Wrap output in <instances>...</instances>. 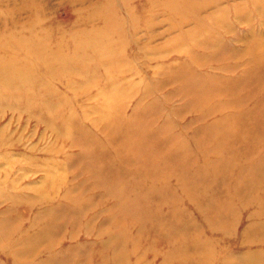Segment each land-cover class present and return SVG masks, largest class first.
I'll return each instance as SVG.
<instances>
[{
  "label": "rangeland",
  "instance_id": "rangeland-1",
  "mask_svg": "<svg viewBox=\"0 0 264 264\" xmlns=\"http://www.w3.org/2000/svg\"><path fill=\"white\" fill-rule=\"evenodd\" d=\"M111 1H114L113 7H112L113 11L117 9L118 14H119V15L117 14V17L120 18V20H117V22L115 21V24L122 23V19L127 20L125 21V23L128 22L123 28L124 29L123 30L124 33H122L123 37L125 35V31H128L127 29H129V32H131V34L128 33L126 35V38L128 39H125L124 44H121L118 47L120 54H121V57L119 58L121 62L118 59H115L117 60V65L114 66L116 61L112 62V58H109L108 59L109 63L104 62L105 63L104 64L102 61H100L101 57L97 55V62L96 60L92 62L93 67L92 65L88 67L87 68L88 71L85 66L84 68H81L80 66L78 67L75 66V68H70V67L62 68L60 65H56V67L55 65H53L55 69L52 66L53 67L52 71L48 75V77L55 80L54 82L53 81L51 82L52 84H54L53 87L55 86L58 91L56 92L57 97H60L61 93L65 94L67 97H69V99H71V104H73V106L72 105L71 106L77 110L80 109L81 111L84 108L88 110L90 108L89 110L91 112L88 113L89 114L88 118L87 119L83 118L81 120L84 124L90 127V129L95 134H98V137L99 136L102 137V135L99 134L98 130H96L97 124L101 123V122H98L100 121V118L97 117L98 113L99 115H101L100 113L101 109H99V107L102 104L101 103L102 98L100 97L101 96L100 88L112 94V92L109 89L103 87L104 85L102 86V84L106 82V77H105L106 72L111 75L114 74L115 77H117L118 81L122 80V81L115 82V83L123 84V85H126L127 82H131V83L135 82L139 84L138 81L142 79L146 81L147 83L146 85L148 87H154L158 83H163L164 75H165L163 68L165 67V65L169 63L179 64L180 63L179 61H183L187 63L188 60L190 63L193 62L192 60L190 61V59L183 57L181 53L173 52L175 47H177V36L181 32H185L193 28V26L195 25L199 26V24L201 25L205 24L204 25L205 30H202L201 32H199L200 34L197 31V33L193 35V36H196L197 39L196 40L194 39L195 41L193 42L190 41V43L192 45L196 44L195 46L197 47L196 49H194L195 46L191 48H193L194 51H196L199 46L202 47V45L199 44L200 43L199 41H201L202 43L203 39H204L203 40L204 42L211 40L209 41V43H211L210 45L212 46V48H209L208 51L199 49V51L202 52L200 53V55H202L201 58H203L204 64L202 65L204 69H207L208 71L211 70L212 72H210V75H213V77H218V78L222 77L224 79L228 77L234 78L235 74L238 75L239 72L241 71V70H238L237 64H236L239 61L236 58H233L231 55L229 54L227 55V53H221V54L218 53L219 55H217V57L214 58L215 60L214 61L209 53L216 52V50L218 49V48H215V46H218L216 45V43H218L219 40L221 44L225 41L224 44H227V46L230 45L229 48H234L235 50H238L239 48H241V46H243V43H244L243 40L246 39L245 37H251L252 39L256 35L261 38H264V18L255 9L254 5H252L253 4L252 2H258V5H259L258 7L260 8L259 10L264 11V8H263L264 3L262 4V1L264 0H257V1L256 0H236L239 3L240 2L244 3L246 1L244 4L247 7L246 12L248 15L247 18H249L248 21L251 22L254 20L252 22L253 24L252 23L250 24L252 25L251 26L252 28H249L250 26L247 22L242 23L241 22L242 20L240 18L239 20L237 19L238 18L237 15L239 14V11H236V9L234 8L233 4H235L234 3L235 1L218 0L219 3L221 2V4H223L224 6H229L227 17L230 15L231 16L226 18V20L229 21V24L233 26L234 30L233 32L228 30L227 31L228 34L224 26H222L223 23L220 25L218 24V23H221L223 19L221 17V20L219 21V18H218L219 14L217 13L216 8H214L211 5L207 6L209 2H207L206 4H201L199 6L197 5V3H195L198 6V9H196V11L192 10V12L189 13V16H192L193 18H196V19L189 17L185 21L187 23V24L185 23L186 25L175 26L176 22H174V19L176 18H174L173 15H172L173 17L171 16V12L176 11L179 6L182 7L181 8L182 11H179V12H182V13L184 11L188 12L189 4H191L195 0H148V1L147 0H132L131 5L133 6V9H132L131 14L133 13L132 14L133 16H129V14H127V10L124 6L121 7L122 5H124L122 4V0H111ZM105 3H108V0H0V48L8 46L7 44H9L10 46H13L12 41H16L17 39H19L20 36L29 38L28 40L30 41L37 42V40L35 39L33 40V38H31V36L29 35L30 34L29 31H33V33L39 31L40 26L38 25L41 24L42 27H48L50 30L52 29L50 35L53 37L54 40L59 39L58 42L61 43L62 45V46L60 45L61 48L62 47L65 48L63 50H66L67 52L74 50L75 53H78V52L80 53V51L85 53L87 49H90V47H87V45L91 46L89 42L94 41L90 37V34L104 32L102 31L104 20L101 19L100 15L96 13L97 12L101 13L100 10L107 11L108 4L106 5ZM168 3H170L174 7H177V6L178 7L176 8V10H174V8ZM167 5H168V9H166ZM196 5L191 6V8H197ZM36 8L38 9V11L36 10ZM202 8L204 9L201 11ZM230 9H231V13H229ZM251 10H253V12ZM245 14L243 15L244 17L247 16ZM213 15L215 16V17H212L214 18L213 20H215L216 18L218 19H216L213 22L207 19V17L211 18L210 16H213ZM133 19L135 20V25L133 24ZM136 20H138L137 23H136ZM149 20L153 21V23L155 22L154 24H152L154 26V27L152 26L153 27L152 30H148L146 27H144V25L146 24V21H149ZM211 23L213 24L215 23V24L214 25L212 24L213 25L212 26ZM246 23L248 24V26ZM32 26H34V28H32ZM195 29L199 30L198 27ZM214 30L218 32H215ZM211 32L213 33L211 34ZM254 32H257V33L252 34ZM216 33H218V35H216ZM213 36L218 38V40H215L214 39L215 37L212 38ZM238 37L241 39L243 38V39L242 40L240 39V41H238L239 40ZM221 38H223L222 41H221ZM72 41H75L76 44ZM75 45L79 47V50H76L74 48ZM248 47L246 48V50H250L251 48H253L252 45H251V48H248ZM170 48H174V49L170 50ZM211 49L212 50L214 49V50L212 51ZM82 50H86V51H82ZM91 50L88 51L89 54H92L94 52L93 50L92 51ZM2 53L3 51L0 50V59H1ZM23 54L24 53L20 54L19 52H17L15 56L22 57ZM94 56L96 59V53ZM124 61L127 64H125ZM129 61L131 62L129 63ZM198 63H200V60ZM198 63L197 62H195L194 64L192 63V67L196 68ZM59 64H61V62ZM107 64H109V66ZM96 65L98 66L99 69H97ZM110 65H113V66H110ZM221 65H225L227 67L225 68L226 70L230 67H233V68L235 67L237 71L234 72V75H233V73L231 72L226 73V71L224 70H218V66L220 67ZM110 67H113L114 70L113 68L110 70L105 69V68H110ZM97 70L99 71L97 72ZM41 71L42 70L38 71L36 75L38 74L40 76H43V71L42 72ZM56 71L58 72L56 73ZM55 73L57 76L55 75ZM93 75L95 77L97 75L101 76L100 80L97 81L100 83L93 81L94 80ZM6 78L11 81V84H8L6 87L3 86L4 84H2L1 86L3 87H0V95H1V98H0V134L3 137V138L0 137V139H2L0 142V147H1L0 148V185L2 187L0 186V189L4 187L2 190L4 191V193L0 195V223L6 222L7 220H9V218L10 219L14 218L13 219L14 224L15 223L17 224L20 220H23V221H21V223L16 225L17 233L15 235L11 233V237L9 236L10 238L8 239H10L11 241L10 243L0 241V264H23V263L25 264V262L26 264H35V263L44 264L46 262V261L44 262V260L47 259L48 255L53 256V254L56 255L57 253H60L59 255H60L61 264H68L70 261L72 264H80V262L85 264L87 262V259H85L84 257V259L81 260V258H83V256H85L92 250L94 251L95 248H96L95 250L99 249L100 251L99 255L102 253L104 254L107 253L108 249H106L104 252V249H101L99 247V244L101 243L100 242L101 240H103L104 243L107 242V239H104L105 236L103 234H106V237H107L109 236V232L113 233L112 234L113 241L116 239L118 240V243H117L118 246L116 245V248L121 247L122 250L124 249L123 251L125 250L128 251L127 246H130L129 244L131 243L133 239H139L142 243H144L148 240H152L151 238L152 236L153 238L158 236V234L155 235L156 234L155 231L150 229L151 228L150 218H149L150 212L158 209L159 207L163 211H168L174 205L177 207L180 206L179 208L185 212V213L183 212L184 214L182 215V218H183L181 219L182 221H186L189 219L190 221L192 220L191 222L193 223V229L195 230V232L192 233V237L193 235H195L200 239L202 238L203 240L205 239L210 240V238L214 239L213 241L216 243L215 245L216 256H213L214 253H212V257L205 259L204 264H230V262L225 261V258H224V256L228 254L234 255L237 253L239 254L240 252H249V250H252V249L253 250H258V249L264 250V245H263L264 243H262L261 245H245L243 243H240L241 237L243 236V232H245L248 227H249L247 231V233H249L248 237H250V234L253 235L256 231H261L262 229H264L263 227L264 226L263 225L264 224V210H263V202H262L264 201V194L262 193L264 192V165L263 167H259L260 163H258L260 162V156L264 153V134L259 137L256 136L255 138H253L252 136L248 137L249 140L251 139L250 140L252 141L251 143H254V141H257V145L256 147H251L249 144L241 146L242 149H246V148L248 150L251 149V151L253 152L251 154H247L245 152L239 153L236 159L242 160V161H239V163H236L238 164L237 167H236V164H233L232 162V159L233 160L235 159L230 152L231 145L227 143H225V145L218 143V146H216V144H213L211 142V139L209 136H208L206 143H202L201 141H199L200 139L199 137H197L198 138L197 139L196 136H193V133L197 129V127L199 129L205 126L198 121V117L200 115L206 114L205 116H203L202 122L205 121L204 123H208V126H209L210 124H212L214 121H216L219 118L225 119L226 115L231 114L229 110L223 109V110H219V112L214 111L213 113L210 114L207 109L210 108L211 104L201 103L195 106L188 107L189 101H191L192 97L188 95L186 91L184 93L180 91L179 93L178 88L180 89V86L178 83L172 81L165 85L161 84V87L157 91L152 92L153 96H156V98L159 100V103H160L159 107L153 110V113H155L153 114L154 117L152 118V122H151L153 129L154 131L160 130L164 126V129H163L164 131L162 130L161 137H164L165 135L168 136V135L176 134V135H180L183 138H181L176 143L168 144L165 147L163 145L162 146L163 151L162 149L160 150V152H162L163 154L160 153V155H162V157H170V156H173V152L174 153L179 152L180 158H183L185 160L189 159L188 160L189 162L187 161L188 162L187 163L184 160H182L181 162L176 161L175 163L177 164L176 166L177 168L173 167L172 169L169 168L170 170H166V171L160 170L159 172H156V173H149L146 176H141L140 180L138 179V175H136L135 170H131L129 169L130 168L129 166H126V169H128L129 171V174L126 175V177L128 176V179L125 176L113 173L114 174L112 176L113 180L111 179V181L112 182L114 181L113 187L115 188H112V191L107 192L104 184H102L93 174L87 172V170L82 169L83 162L75 156V155H78V153H80L81 148H69L70 143L63 142L61 140V142L57 143V147L60 148V151H56L52 154H47L52 147L56 146L55 137H54L55 134L53 135L52 134L53 132L51 131V129L47 128V126L43 124L42 121L38 122L36 120L37 118H35L34 116L29 117L28 116L29 112L28 110H25L26 108H24L23 110L20 109L21 111L15 110L17 108V104H18L17 102L20 99L22 102H26L27 99L24 98L23 95L24 94L30 95V93L33 92V90L29 88L28 78L26 77V75H22L20 73H12L10 76ZM59 78L61 81L59 80ZM1 80H2V77H0V83H1ZM55 82H58V83L56 84ZM139 86H140L139 87L140 91L137 90L138 88L131 90L132 94L129 95L130 97L129 96L126 97L127 94L125 93H124L125 96H123V93L122 95L120 94V92L119 94L117 93L118 95L122 96V100L115 99L117 102H114L115 100L114 101L110 100V102H112V106L119 105L118 107L123 108V112L128 110L126 115L129 116L130 114L129 110L133 108V106L139 99L137 97L139 93L146 94L150 91L148 88H145V85L144 86L142 85V87H144L143 89L141 85ZM71 87H72V90H71ZM77 90L78 91L80 90L79 92H77L80 95V97H77L76 99V97H74L75 95L74 92ZM126 90L128 91L127 87H126ZM175 92H178L179 95H177L178 93H175ZM15 96L17 97L15 98ZM213 96L215 97L217 96V94L212 95V97ZM218 97H221V96L218 95ZM17 98L19 100H17ZM149 100L150 98H147V100H145V103H147ZM28 102L30 101L27 100L26 103ZM120 102L121 104H118ZM81 106H82V109H81ZM176 106H178V108ZM174 109L176 110V113L171 112ZM24 110L27 112H25ZM95 110L99 112L97 113L95 112ZM117 110L119 111L122 109H117ZM236 110L238 111V109ZM241 114L238 113L237 116L239 117V115ZM259 115L262 119H264V112H261ZM157 117L159 118L157 119ZM93 119L94 121L95 120L97 121L94 123ZM225 124L228 126H234V129L236 130L239 129V128H236L237 124L233 123L231 119L226 121ZM241 126H243V124ZM241 126H238V127H240L241 129L242 128ZM220 129L223 130V128H220ZM259 132L263 133L264 130L259 131ZM248 139L246 141H248ZM158 142H160V140ZM158 142L146 144L148 146L144 144L143 145L144 147L142 148V150L144 151L143 152L144 156L146 155V157L147 156L152 157V155L154 154L153 152H156L155 146L160 144V143L158 144ZM115 144L117 145L118 143H115ZM205 144L206 145L208 144V145L206 146ZM107 148L109 150L111 149L109 145H107ZM256 148H257V151H256ZM223 153L224 155L221 156ZM253 154L254 156H252ZM31 156L32 158L30 159ZM68 156H71V157L66 159ZM51 158L52 159L56 158L58 160H61V171L56 172L57 166H54L50 163L49 160ZM220 158H226V160L228 159L227 163H225L224 165L229 167L231 170H226L221 173L220 168H222L223 165L219 166L220 168H216V165L213 163V161L219 160ZM36 162H38L39 167H35L32 164H30V163L36 164ZM160 163L161 162H159V165ZM181 165L183 166V169L181 168ZM206 165L208 168H210V170H212L211 172L216 171L219 174L218 176L219 178L218 177L214 178V180L215 179L216 180H215V188L213 189L212 187L207 188L206 185L203 183L202 184L200 183L199 185H195L196 175L193 174L194 170H196L197 169L196 167L198 166L199 168H201V166L206 167ZM178 169H180L181 172H179ZM253 169L255 170V172H253L254 171ZM185 171L189 172L190 174L186 173ZM54 173H56L57 175L61 173V182H59L62 185L61 186V197H60L61 202L60 200H58L59 203H61L60 205L47 204L46 201L42 199V197H44V192L47 193L48 188L45 189L43 192H42V189H40L42 187V182L53 179L52 176L55 175ZM185 173L186 175H188L187 178H185L186 177ZM177 174L179 177L177 176ZM202 175H205V173H203ZM181 176L183 177L182 179H181ZM124 177H125V180L122 181ZM226 177H229V181L227 178L228 182L224 181L226 180ZM193 178H195V180H193ZM255 178H257V180ZM230 179H232V181ZM248 179H251V181L254 183L256 182L255 184L257 187L253 189L247 188L248 190L246 188L243 190H239V188L241 187L240 186L241 184L250 182V180ZM117 180L118 181L121 180V182H118ZM153 181L154 182L156 181V182L154 183ZM11 182L14 183L13 186L10 184ZM67 182H69L68 188L64 184ZM157 183L163 188L162 190H167L166 188L170 187L171 190L169 192H171V195L173 196H171V198L169 197L168 201L159 203L158 199L155 198V196L153 195L154 196L153 198L157 202H155L154 199H153V202H147L145 200L146 195H151L153 193H151L152 191L148 192L146 190H149L148 187L149 188L155 187L159 189V186L157 185ZM48 184H43V186H47ZM218 184L220 187L217 186ZM63 185L65 186V191H64ZM228 185L230 187H228ZM191 186L193 188H191ZM197 186H199L200 188ZM242 186H246V185L243 184ZM128 187H130V189ZM203 188L208 189L206 190L207 192L205 191L202 193ZM55 189H49L51 190L50 192L51 197L56 195V193H54ZM151 189L152 188H150V190ZM173 189L175 192L176 191L177 192L175 193ZM198 190H201V191L198 192ZM65 192L69 194L68 197L70 199H67V196L65 197L64 195L66 194ZM221 193L223 197L225 196L224 198L222 197ZM198 194L200 195V197ZM234 195H235V198H234ZM238 195L241 198H239ZM243 196L245 198H247L248 196V200L249 199L250 200L248 201ZM203 197H206L205 198L207 201L206 206L201 204L202 202H204L202 200ZM177 198H179V200ZM216 198H218V200L221 199V206H218L215 209H209L208 207L213 202L218 201L216 200ZM225 198L227 199L225 200ZM11 200L13 201V203ZM157 204H159L160 206ZM56 207H59V208H57L56 210ZM201 207H204V208H201ZM14 209L15 211L17 210L18 212L12 213V210ZM53 210H54V214H53ZM29 218L34 221V224L32 226L30 225L31 222L29 221ZM53 219H55L56 221H53ZM58 221H59L60 227H59V224H57ZM72 222H75L76 224ZM184 224H185L184 222H181L180 227H182ZM257 224L259 225V227ZM57 225L58 227H56ZM71 225L72 226L74 225L73 226L74 228ZM226 225L228 226L227 235L225 234V232L224 233L222 232V229L225 228ZM260 225L262 226L260 227ZM34 226L36 230L47 233L45 236H39L43 238H40L41 241L39 242V248H41V250L37 254V257H32L29 252L26 255V251L24 248L23 250L25 251V253L23 250H21L23 242L27 239H31L32 238L31 235L37 237L36 233L38 231H36L35 233L29 229ZM54 226L57 229L52 228ZM197 227L198 229H196ZM65 231L67 233H65ZM28 233H30L31 235ZM101 233L103 234L101 235ZM50 234L51 235L53 234L55 236L54 237L50 236ZM182 234L184 236L183 231H182ZM160 235L163 236L166 234H160ZM245 237L243 238V240L245 239ZM90 241H92L91 242L92 244L90 243ZM111 241H112V238L110 237L109 243ZM47 242H49V245ZM52 244H55V246ZM47 245L53 246L51 248L52 250L48 254H47L48 250L44 249L47 247ZM78 246L82 247V249L80 250V247ZM43 249L45 252H42ZM19 250L23 251L22 252L23 254L21 253V251L19 252ZM159 250H162V248L160 247ZM64 251H66L67 253ZM17 252L19 253L16 254ZM62 252L64 254H62ZM69 254L70 256H73V257H70ZM116 254L117 252L114 251V255ZM256 254H260L259 251H257ZM64 255L66 256L65 257L66 259L63 258ZM158 255H162V252L158 251ZM14 256L17 259L16 258L14 259ZM67 256L69 259L67 258ZM41 257L43 260L40 259ZM22 258H23V261L21 260ZM62 259H65L66 261ZM133 259H134V256H129V258L127 257L126 262L123 261V263L132 264ZM97 261H98L97 264L108 263L106 262L107 261L106 259H101L100 257H99V260ZM51 263L59 264L56 261L55 262L51 261ZM155 263L159 264L160 259L156 258Z\"/></svg>",
  "mask_w": 264,
  "mask_h": 264
},
{
  "label": "bare ground",
  "instance_id": "bare-ground-1",
  "mask_svg": "<svg viewBox=\"0 0 264 264\" xmlns=\"http://www.w3.org/2000/svg\"><path fill=\"white\" fill-rule=\"evenodd\" d=\"M233 1H235L234 2L235 4L232 3L234 5V8L236 9V11H239V14L237 15L238 16L237 19L239 20V18H240L242 20L241 21L242 23L247 22L250 26L249 28H252L251 27L252 25H250V24L254 20L251 22L248 21L249 18H247L248 15L246 12L247 7L244 4L246 1L244 3L243 2L239 3L236 0H233ZM207 2H209L207 4V6L211 5L214 8H216L217 13L219 14V17H218L219 21L221 20V17H222V19H223L222 22L218 23V24L220 25L223 23L222 26H224L226 32L228 30L233 32V30H234L233 26L231 24H229V21L226 20V18L231 16L230 15L227 17V14H228L227 12L229 10V6H224L223 4H221V2L219 3L218 0H195L191 4H189L188 12L184 11L183 13L179 12V11H182L181 6H179V7L177 6L178 7L177 8V7H174L173 5H171L170 3H168L169 5H171L174 8V10H176V8H177L176 11L171 12V16L173 15L174 18H176V19H174V22H176L175 26L186 25L187 24L185 22L186 19L189 17H192V16H189V13H191L192 10L196 11V9H198L199 5L206 4ZM131 3H132V0H122V4H124V5H122L121 7L124 6L126 8L127 14H129V16H133L132 15L133 13L131 14L132 9H133V6L131 5ZM195 3H197L198 6ZM252 3L251 4L254 5L255 9L264 18V11L259 10L260 8L258 7L259 6L258 2H252ZM263 3H264V1H262V4ZM105 4L106 5L108 4L107 5L108 8L106 7L107 11L106 10L105 11L100 10L101 13H99V12L96 13V14H99L100 18L104 20V23L102 26V29H103L102 31H104V32L90 34V37L94 41L89 42L92 47L90 45L89 46L87 45V47H90V49H87V51L82 50V51H86L85 53L81 52V51H80V53L79 52L75 53L74 50L70 51L71 52L70 53V52H67L66 50H63L65 48H63V47L61 48L62 45L60 42H58L59 39L54 40L53 37L50 35L52 29L50 30L48 27H42L41 24L38 25V26H40L39 31L34 32V33H33V31H29L30 32L29 35L31 36V38H33V40L34 39L37 40V42L30 41V40H28L29 38L20 36L19 39H17L16 41H12V39H11L13 46H10L9 44H7L8 46L0 48V50L3 51L2 55H1V59H0V77H2L0 87H3V86L6 87L8 84H11V81L8 80L6 77L10 76L12 73H20L22 75H26V77L28 78V81H29V88L32 89L33 92H31L30 95L24 94L23 97L26 98L27 100H29L30 102L26 103L27 100H26V102H22L21 99L19 100L17 98V100H19V101L17 102L18 103L17 108L15 110L21 111L20 109L23 110L24 108H26L25 110H28V112H29L28 116L29 117L34 116L35 118H37L36 120L38 122L42 121L43 124H45L47 126V128L51 129V131L53 132L52 134L53 135L55 134L54 137H55L56 146L52 147L47 154H52L56 151H60V148L57 147V143L61 142V140L63 142H69L70 143L69 148H81L80 153H78V155H75V156L83 162L82 169L87 170V172L93 174L102 184H104L107 192L108 191L110 192V191H112V188H115V187H113L114 181L113 182L111 181L112 176L114 174L122 175L125 177H126V175L129 174V171H128V169H126V166H129L130 167L129 169H131V170H135L136 175H138V179L140 180L141 176H146L149 173H156V172H159L160 170L166 171V170H170L169 168L172 169L173 167L175 168L177 166V164L175 163L176 161L181 162L182 160H184L187 162L189 159L185 160L183 158H180L179 152L178 153L173 152V156L169 155L170 157H162V155H160V153H162V152H160V150L162 149V151H163V148H162L163 145L165 147L168 144L176 143L177 141H179L183 137H181L180 135H176V134L175 135H168V136L165 135L164 137H161V132L164 129V126L162 129L154 131L152 123H151L152 118L154 117L153 114H155V113H153V110L158 108L159 104H160L159 100L156 98V96H153L152 92L157 91L161 87V84L165 85V84L170 83L172 81L179 84V86H180V89L178 88L179 93H180V91L182 93H184L186 91L187 94L192 97L191 101H189L188 107L195 106V105H198L201 103L202 104H211L210 108L207 109L210 114L213 113L214 111L219 112V110H223V109L229 110L231 112L230 115L225 116V119L219 118L216 121H214L212 124H210L209 126H208V123H204L205 121L202 122L203 116H205L206 114L200 115L198 117V121L205 126L203 128H199V129L197 127L198 130L196 129L194 131L193 136H196V138L199 137L200 138L199 141H201L202 143H206L208 136H209L211 139V142L213 144H216V146H218V143H221L222 145H225V143L231 145L230 152L235 159V160L232 159L233 164H236V163H239V161H242V160L236 159V157L239 153L245 152L247 154H251L253 152V151H251V149H249V150L247 148L242 149L241 146L249 144L251 147H256L257 141H254V143H251L252 141H250L251 139L249 140L248 137L252 136L253 138H255L256 136L259 137V136L264 134V132L263 133L259 132V131L264 130V119H262L259 115L261 112H264L263 111L264 110V38H261V37L256 36V35L252 39H251V37H245L246 39L243 40L244 43L241 42V43H243V46H241V48H239L238 50H235L234 48H229L230 45L227 46V44H224L225 41L221 44V42L219 40L220 43L219 42H218L219 44L216 43V45H218V46H215V48H218L216 50V52L215 53H209L213 60H214V58L217 57V55H219L218 53H220V54L221 53H227V55L229 54L233 58H236L239 61L236 64H237L238 70H241V71L239 72L238 75L235 74L234 78H232L230 76L232 79L229 77H228L229 79L228 78L224 79L222 77L221 78L213 77V75H210V72H212L211 70L208 71L207 69H204V67L202 65V64H204L203 58H201L202 55H200V53H202V52H200L199 49H203V50L208 51L209 48H212V46L210 45L211 43H209V41H211V40L204 42L203 41L204 39H203L202 43H201V41H199L200 40L199 39L198 40L200 42L199 44H201L202 47H200L198 45L200 48L199 47L197 48V50H196L197 52L194 51V49H196V47H197V46H195L196 44L192 45L190 43V41L193 42L197 39L196 36H193V35H195V33H197V31L199 33L202 30H205L204 29L205 24H202V25L199 24V26L194 24L195 26H193V28H191L185 32H181L177 36V47H175V49L170 48V50L174 49L173 52L181 53V55L183 57L190 59V61L192 60L193 62L190 63L188 60L187 63L183 62V61H179L180 62L179 64H173V63L170 64L169 63V64L165 65V67L163 68V70L165 72L163 83H158L155 86L153 85L154 87H148L146 85L147 84L146 81L144 79H142V80L138 81L139 84H137L135 82L131 83V82L126 81L127 82L126 85H123V84L115 83V82H119L122 80L118 81L117 77H115L114 74L111 75V74L106 72V74H105L106 82L103 83L102 86L104 85L103 87L109 89L112 92V94L110 92L105 91V90L100 88V95L101 96L100 95L99 96L102 98L101 99L102 104L99 107V109H101L100 110L101 115H99V113H98L99 111L95 110V112L98 113L97 117L100 118V121H98V122H101V123L97 124L96 130H98L99 134H101L102 137H100V136L98 137V134H95L90 129V127H88L86 124H84L81 120L83 118H86V119L88 118V116H89L88 113L91 112L89 110L90 108L88 110H86L85 108L82 109V106H81L82 110L81 111H80V109L77 110V109L72 107L73 104H71V99H69V97H67L65 94L61 93V96L59 95L60 97L56 96V92H58V91H57L55 86L53 87L54 84H52V82H51V81L54 82L55 80L48 77L49 73L52 71V68L54 67L53 65H55V67H56V65H60L62 68L63 67L75 68V66H77V67L80 66L81 68H84V66H85L87 69L88 67H90L92 65V62H94L95 60L97 62V55L101 57L100 61H102L103 63L104 62L109 63L108 59L112 58V62L116 61L114 66L117 65V60H115V59L119 60V58L121 57V54H120L118 47L121 44H124L125 39H128V38H126V35L128 33L131 34V32H129V29L126 28L128 31H125V35L123 37V34H122V33H124L123 28L126 25V23H128V22L125 23V21H127V20L122 19V23L115 24V21L117 22V20H120V18L117 17L118 10L116 9L113 11L112 7L114 4V1L108 0V3H105ZM194 5H196L197 8H191V6H194ZM202 7H203V5H202ZM204 8H202L201 11ZM263 8H264V6H263ZM166 9H168V5L166 6ZM36 10L38 11L37 8H36ZM251 11L253 12V10H251ZM245 12H246V14H245ZM197 13H199V12H197ZM229 13H231V9H230ZM240 14H242V15H240ZM244 14L247 16L244 17L243 16ZM248 14H249V12H248ZM36 15H38V14H36ZM191 15H193V14H191ZM195 16H196V14H195ZM199 16H200V14H199ZM250 16H252V15H250ZM197 17H198V15H197ZM210 17L211 18L207 17V19L211 20L212 22L215 21L216 19H218V18H216L215 20H213L214 18H212V17H215L214 15L210 16ZM133 18H135V17H133ZM193 19H196V18H193ZM33 20H35V19H33ZM137 21L138 20H136V23H137ZM202 22H204V21H202ZM216 22H218V21H216ZM35 23H33V24H35ZM154 23L151 20L146 21V24L144 25V27H146L148 30H152L154 27L152 24H154ZM199 23H201V22H199ZM133 24L135 25L134 19H133ZM212 24L213 23H211V25ZM248 24H247V26H248ZM260 24H262V23H260ZM34 26H32V28H34ZM216 26H218V25H216ZM197 27L199 28L200 31L198 29H195ZM255 29H256V27H255ZM99 30H101V29H99ZM255 31H257V30H255ZM215 32H218V31H215ZM212 33L213 32H211V34ZM256 33L257 32H254L252 34H256ZM227 34H228V32H227ZM237 34H238V32H237ZM208 35H210V34H208ZM208 35H207V37H208ZM216 35H218V33H216ZM251 36H253V35H251ZM214 37L215 36H213L212 38H214ZM214 39L218 40V38H216V37ZM222 39L223 38H221V41H222ZM238 39H239L238 41H240L241 38L238 37ZM206 40H207V38H206ZM72 42L75 43V41H72ZM92 43L94 46L92 45ZM82 44H83V42H82ZM251 45L253 46V48H251ZM193 46H195L194 49L191 48ZM248 46H250V47H248ZM247 47L251 48V49L246 50ZM74 48L76 50H79V47H77L76 45ZM91 49L94 52L92 54H89L88 51ZM175 50H177V51H175ZM17 52H19L20 54L21 53H24V54L22 55V57L21 56H15L17 54ZM95 53H96V59L94 56ZM18 57H20V58H18ZM5 59H7V60H5ZM199 60H200V63H198ZM125 61H124V63H125ZM60 62H61V64H59ZM130 62L131 61H129V63ZM177 62H178V60H177ZM195 62L198 63L196 68L192 67V63L194 64ZM220 62H221V60H220ZM125 64H127V63H125ZM97 65H96V67H97V69H99ZM107 65L109 66V64H107ZM110 66H113V65H110ZM55 67H54V69H55ZM59 67H57V68H59ZM92 67H93V65H92ZM112 68L113 67L105 68V69L110 70ZM198 68H199V70H198ZM225 68H227L225 65H221L220 67L218 66V70H224V71H226V73L231 72V73H233V75H234V72L237 71L235 69V67L234 68L230 67L227 70ZM40 70L43 71V76H40L38 74H37L38 76L36 75V73ZM113 70H114V68H113ZM87 71H88V69H87ZM98 71L99 70H97V72ZM57 72L58 71H56V73ZM113 72H115V71H113ZM56 73H55V75H56ZM111 73H112V71H111ZM74 76H75V74H74ZM216 76H218V75H216ZM93 77H94V80H93L94 82L99 81L101 78L100 75H97L96 77L93 75ZM59 80H60V78H59ZM90 80H91V78H90ZM55 83L57 84L58 82H55ZM97 83H100V82H97ZM120 83H122V82H120ZM2 84H4V85L1 86ZM139 85H141V87H142V85L143 86L145 85V88H148L150 91L146 94L139 93V95L137 96L139 99L137 100V102L135 103L133 108L131 110H129L130 111L129 116L126 115L128 110L123 112V108L118 107L119 105L112 106V102H110V100H113V101L115 99H119V100L121 99L122 100V96L118 95L119 92L121 95L123 93V96H125V94H127L126 95V97H127V96L132 94L131 90H133V89L138 88L137 90L140 91ZM126 87L128 88V91L126 90ZM143 88L144 87H142V89ZM71 90H72V87H71ZM79 91L77 90L74 92L75 93L74 97H76V99H77V97H80V95L77 93ZM81 91H82V89H81ZM175 93H178V92H175ZM179 93L177 95H179ZM115 94H117V95H115ZM214 94H217V96L212 97V95H214ZM218 95H220L221 97H218ZM16 97L17 96H15V98ZM0 98H1V95H0ZM147 98H150V100L147 103H145V100H147ZM1 100H3V99H1ZM114 102H117V101L115 100ZM118 104H121V102ZM176 107L178 108V106H176ZM177 108H176V110H177ZM117 109H122V110L118 111ZM236 109H238V111ZM176 110L174 109L171 112L176 113ZM161 111H163V110H161ZM25 112H27V111H25ZM238 113H240V114L243 113V114L239 115V117H238L237 116ZM156 114H158V113H156ZM244 115H246V116H244ZM161 116H159V117H161ZM159 117H157V119ZM229 119H231V121L233 123L237 124V125L235 124L237 126L236 128L240 129V127H238V126H241L243 124V126H241L242 130L241 129L236 130V129H234V126L226 125L225 122L228 121ZM93 121H94V119H93ZM96 121L97 120H95L94 123ZM203 125H201V126H203ZM220 128H223V130ZM0 137L3 138L1 136V134H0ZM247 139H248V141H246ZM1 140L2 139H0V142H1ZM159 140H160V142H158ZM153 142H158V144L160 143L159 145H157L158 147L155 146L156 152H153L154 150L151 151L154 153L152 155V157H150V156L146 157V155L144 156V154H143L144 151L142 150V148L144 147L143 145L153 143ZM115 143H118V144L116 145ZM107 145H109V147L111 148L110 150L107 148ZM146 146H148V145H146ZM220 147H222V146H220ZM256 151H257V148H256ZM148 152H150V151H148ZM254 154L252 156H254ZM263 154L260 156V162H258V163H260L259 167H263V165H264V155ZM223 155H224V153L221 156H223ZM32 156L30 157V159L32 158ZM69 157H71V156H68L66 159H68ZM225 157H227V156H225ZM227 160H226V158H220L219 160L213 161V163L216 165V168H220L219 166L223 165L222 168H220L221 173H222L226 170H231L229 167L224 165L225 163H227ZM49 161L52 165L57 166L56 172L61 171V160H58L56 158H53V159L51 158ZM159 162H161L160 165H159ZM30 164H32L35 167H39L38 162H36V164H33V163H30ZM189 164H191V163H189ZM237 165L238 164H236V167H237ZM181 168L183 169L182 165H181ZM196 168H197L196 170L193 169L194 170L193 174L196 175V180H195V178H193V180H195V185H199L200 183L201 184L203 183L206 185L207 188L208 187L209 188L212 187V189L215 188V180L216 179L214 180V178H217L219 176V174L216 171L211 172L212 170H210V168H208L207 165H206V167L201 166V168H199V166H198ZM10 170H11V168H10ZM178 170H179V172H181L180 169H178ZM240 170H242V169H240ZM253 172H255V170ZM186 173H189V172H186ZM186 173H185V176H186L185 178H187V176H188V175H186ZM203 173H205V175H202ZM227 173H229V172H227ZM259 173H257V174H259ZM54 174L55 175L52 176L53 179L46 180L45 182H42V187L40 189H42V192H43L45 189L48 188L47 193L44 192V197H42V199L44 201H46L47 204L60 205L61 203H59L58 200H60V202H61L60 197H61V186L62 185H61V183H59V182H61V173H59V175H57L56 173H54ZM248 174H250V173H248ZM177 176H178V174H177ZM125 177L122 181L125 180ZM126 178L128 179V176ZM182 178L183 177L181 176V179ZM227 178L229 181V177H226V180H224V181H227ZM257 178H255V179L257 180ZM236 179H237V177H236ZM230 180L232 181V179H230ZM248 180H250V182H248V183L241 182V183L245 184L246 186H242L243 184L239 183V184H241L240 185L241 187L239 186L240 187L239 190H243L245 188L246 189L247 188L253 189V188L257 187L255 184L256 182L255 183L252 182L251 179H248ZM118 182H121V180H119ZM116 183H114V184H116ZM185 183H187V182H185ZM10 184L12 186L14 185L13 182H11ZM43 184H48V185L43 186ZM64 184L68 188L69 182L64 183ZM157 185H158V183H157ZM257 185H258V183H257ZM65 186L63 185L64 191H65ZM91 186H92V184H91ZM137 186H139V185H137ZM158 186H159V189H157L155 187H150V188H152L151 190L148 187L149 190H146V191H148V192L152 191L151 193H153V194L146 195L145 200L147 202H153V199H154L153 197L155 196V198L158 199V202L162 203L164 201H168L169 197L171 198V196H173V195H171V192H169L171 190L170 187L166 188L167 190H162L163 188L160 185H158ZM217 186H219V184ZM197 187H199V186H197ZM228 187H230V186L228 185ZM3 188L0 189V195L2 193H4V191H2ZM128 188L130 189V187H128ZM191 188H193V187L191 186ZM49 189H55L54 193H56V195L51 197V195H50L51 190H49ZM93 189H94V187H93ZM118 189H119V187H118ZM145 189H147V188H145ZM202 190H203L202 191V193H203L208 189L203 188ZM173 191H174V189H173ZM199 191H201V190H198V192ZM216 191H218V190H216ZM238 191H237V193H238ZM196 192H197V190H196ZM65 193H66V194H64L65 197L67 196V199H70L68 197L69 194L67 192H65ZM210 193H211V191H210ZM262 193L264 194V192H262ZM177 194H176V196H177ZM228 194H229V192H228ZM221 195H222V193H221ZM207 196H209V195H207ZM189 197H190V195H189ZM199 197H200V195H199ZM206 197L202 198V200L204 202L201 201L202 202L201 204H203L204 206H206V204H207V201L205 199ZM222 197H223V195H222ZM238 197H239V195H238ZM102 198H104V197H102ZM234 198H235V195H234ZM239 198H241V197H239ZM177 199L179 200V198H177ZM191 199H192V197H191ZM226 199L227 198H225V200ZM245 199L248 200V196ZM216 200H218V198H216ZM154 201L157 202L155 199H154ZM195 201H197V200H195ZM248 201H247V203H248ZM262 202H263V210H264V201H262ZM12 203H13V201H12ZM157 205H159V204H157ZM203 205H201V206H203ZM218 206H221V199H219L217 202H213L208 208L209 209H215ZM179 207L174 205L168 211H163L159 207L158 209L150 212V217H149L150 218V227H151L150 229L155 231V233H156L155 235L158 234V236L155 238H153V236H152L151 237L152 240H148V241L142 243L139 239H133L131 241V243L129 244L130 246H127L128 244L126 245L128 251L125 250V251H127V252H125V251H123L124 249L122 250L121 247L116 248L118 240L116 239L113 241V237H112L113 233L112 232L111 233L109 232V236H107V237H106V234L101 233V235L103 234L105 236L104 239H107V242L104 243L103 240H101L99 247L101 249H104V252L106 249H108L107 253L106 254L102 253L99 255V253H100L99 249L95 250L96 248L95 249L93 248L94 251L92 250L89 253L87 252L88 254L83 256V258H81V260L84 259V257H85V259H87V262L84 260L86 262V263L84 262L85 264H97V262H98L97 260H99V257H100L101 259L107 260L106 262H108V263H106V264H124L123 261L126 262L127 257L129 258V256H134L132 264H156L155 263L156 258L160 259L159 264H204L205 259L212 257V253H214L213 256H216V254H215L216 253V247H215L216 243L213 241L214 239H212V238H210V240H207V239L203 240L202 238L200 239L195 235H193V237H192V233L195 232V230L193 229V223L191 222L192 220L190 221V219L188 218L189 220L182 221L181 220V219H183L182 215L185 212L182 211ZM27 208H25V209H27ZM57 208H59V207H56V210H57ZM156 208H157V206H156ZM201 208H204V207H201ZM54 210H53V214H54ZM216 210H218V209H216ZM181 211H182V213H181ZM17 212L18 211L17 210L15 211V209L12 210V213H17ZM10 213H11V211H10ZM141 213H142V211H141ZM228 214H230V213H228ZM204 216H206V215H204ZM40 218H42V217H40ZM13 219L14 218H12V219L9 218V220H7L6 222L0 223V241L10 243L11 241L8 238L11 237V233L14 235L17 233L16 225L21 223V221H23V220H20L17 224L16 223L14 224ZM29 221L31 222L30 225L32 226L34 224V221L30 218H29ZM51 221H49V222H51ZM53 221H56V220L53 219ZM59 221H61V220H59ZM59 221L57 224H59ZM181 222L185 223L182 227H180ZM72 223H75V222H72ZM261 226L262 225H260V227ZM56 227H58V225ZM59 227H60V224H59ZM227 227L228 226L226 225V227L222 229V232L223 233L225 232L226 235L228 234ZM258 227H259V225H258ZM52 228H55V226ZM29 229L35 233H36V231H38L35 229V226L32 228H29ZM55 229H57V228H55ZM196 229H198V227ZM248 229H249V227L247 228V230L245 232H243V236L241 237L240 243H243L245 245H261L262 243H264V229H262L261 231H256L255 233L253 232L254 234L253 235L250 234V237H248V235H249V233H247ZM181 230L184 232V236H183ZM65 233H67V232L65 231ZM197 233H198V231H197ZM28 234H30V233H28ZM46 234L47 233L40 232V231H38L36 233L37 237L30 234L32 236V238L27 239L28 242H27V240H25L23 242L21 250H23V248H24L26 251V255L29 252L32 257H37V254L41 250V248H39V242L41 241L40 238H43V237H39V236H45ZM160 234H166V235L162 236ZM179 234H181V235H179ZM50 236L54 237L55 235L50 234ZM110 237L112 238V241L109 243ZM244 237H245V239L243 240ZM119 238H120V236H119ZM160 239H162V240H160ZM215 240H217V239H215ZM92 241H90V243ZM49 242H47L48 245H49ZM87 243H89V242H87ZM93 243H95V242H93ZM12 244H13V242H12ZM56 244H57V242H56ZM82 244H84V243H82ZM48 245L46 248H44V249L48 250V251L46 250L47 254L52 250L51 249L53 247L52 245L55 246V244H52L50 246H48ZM72 245H71V247H72ZM86 246H87V244H86ZM78 247H80V246H78ZM160 247L162 248V250H159ZM44 249L42 252H45ZM68 249H70V248H68ZM81 249H82V247H80V250ZM21 250H19V252ZM85 250H87V249H85ZM23 251H21V253ZM25 251H24V253H25ZM59 251H60V249H59ZM114 251L117 252L116 255H114ZM158 251H161L162 255H158ZM257 251H259L260 254H256ZM19 252H17L16 254H18ZM64 252H66V251H64ZM120 252H122V253H120ZM11 253H12V251H11ZM53 253H54V251H53ZM80 253H82V252H80ZM83 253H85V252H83ZM59 254L60 253H57L56 255L53 254V256L48 255L47 259L44 260V262L46 261L44 264H53V263H51V261H54V262L56 261L59 264H61ZM62 254H64V253L62 252ZM82 255H84V254H82ZM82 255H81V257H82ZM69 256H70V254H69ZM65 257L66 256L64 255L63 258H65ZM70 257H73V256H70ZM15 258L16 257L14 256V259ZM67 258H68V256H67ZM224 258H225V261L230 262V264H264V250H259V249L253 250L252 249V250H249V252H240L239 254L237 253L234 255L228 254V255L224 256ZM40 259H42V257ZM65 259H62V260L66 261ZM21 260L23 261V258ZM64 261H63V263H64ZM25 264H26V262H25ZM68 264H72L71 261ZM80 264H83V263L80 262Z\"/></svg>",
  "mask_w": 264,
  "mask_h": 264
}]
</instances>
